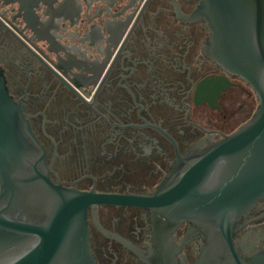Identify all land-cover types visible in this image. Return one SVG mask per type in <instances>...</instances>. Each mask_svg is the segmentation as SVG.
Instances as JSON below:
<instances>
[{
    "label": "flooded vegetation",
    "instance_id": "flooded-vegetation-1",
    "mask_svg": "<svg viewBox=\"0 0 264 264\" xmlns=\"http://www.w3.org/2000/svg\"><path fill=\"white\" fill-rule=\"evenodd\" d=\"M195 7L187 0H105L87 13L80 0H66V21L57 28L85 49L61 52V72L51 66L54 55L25 52L0 26V66L55 184L152 197L252 118L256 92L205 54L210 31L203 19L189 20ZM87 219L96 264H148L137 251L154 248L149 208L97 205ZM196 228L185 220L164 237L174 247L173 264L200 257L202 264H264V197L237 220L230 245L207 241Z\"/></svg>",
    "mask_w": 264,
    "mask_h": 264
},
{
    "label": "water",
    "instance_id": "water-1",
    "mask_svg": "<svg viewBox=\"0 0 264 264\" xmlns=\"http://www.w3.org/2000/svg\"><path fill=\"white\" fill-rule=\"evenodd\" d=\"M80 1L87 13L94 2H105ZM187 1L196 2L189 20L203 19L210 31L205 54L256 92L252 118L199 153L176 182L168 177L152 197L81 192L50 179L26 107L11 95L0 66V264H96L87 211L104 204L152 211L154 248L137 251L148 264H173L174 247L164 237L185 220L207 241L232 243L237 220L264 197V0ZM65 3L0 0V26L25 52L54 55L57 72L61 52L85 49L59 33Z\"/></svg>",
    "mask_w": 264,
    "mask_h": 264
}]
</instances>
